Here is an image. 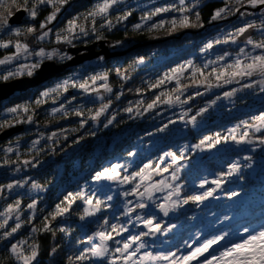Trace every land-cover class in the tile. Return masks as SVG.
<instances>
[{"label": "rangeland", "instance_id": "1", "mask_svg": "<svg viewBox=\"0 0 264 264\" xmlns=\"http://www.w3.org/2000/svg\"><path fill=\"white\" fill-rule=\"evenodd\" d=\"M192 1L193 0H186V5H190ZM102 3L103 0L98 1L95 4V10L97 9V6ZM169 5H175L176 8L182 7L179 0H117V3H115L106 14L96 15L94 17L104 20L101 23L104 26H109L106 18L113 11L128 9L142 10L143 13L142 15H139V20L135 25H141L140 28L150 29L152 28V25L158 24L161 21H171L173 18L178 20L180 18L182 13L172 10L153 15L151 19L147 21L141 19L154 12L155 9L167 7ZM224 15L225 14H222L223 18H232L229 24L220 29H213L216 33L208 35L204 40H201L199 50L197 51L198 57L192 55L181 64L160 71L161 75L159 77L162 79L164 78L165 73H170L171 69L177 68L180 65H185V70L183 72H178L176 74V79H165L164 83H162V85H166L169 90L173 89L174 91H170L169 94L161 98L160 101H157L152 109H148L147 105L138 101L131 104L130 107L132 108V111H127V114L137 123L146 121L157 127L159 126L158 129L164 128L165 125H167V128H164V131L153 133L152 135L154 137L151 141L141 142L140 149L137 152H132L135 153V155L116 162L125 165V168L121 169L122 175H130L132 172H135L136 170L134 171V166L136 162L147 151L149 152L158 146L165 145L170 139H180L187 135L190 130H200L211 122L219 123L227 121L242 114L243 117L241 119L230 122L226 131L224 132L221 130L220 132L221 135H226L228 129L240 125V128L237 129L236 132L238 138L245 130V127L242 124L243 121H248L250 124L259 123L258 121H255V117L262 114H257L256 109L258 108L259 110H262V106H264V91H261V88H264V84L260 83V81L264 80V76L257 73L252 77H236L231 83H224V79L217 80L215 74L208 76V73H210L213 68L219 70L225 68L226 65L233 64L237 58L243 60L244 63H248L250 62L249 59H247L248 56L264 54V49L254 46L257 43L264 41V5L252 7L246 2L243 9L236 15H228L227 17H224ZM31 18L30 14L25 10L22 22ZM219 19L220 18L216 20ZM75 21L77 27L72 33H69L66 30L68 26H66L65 29H56L51 26L46 29L45 32H47L48 35L44 39L38 38V44L42 42H51L53 45L51 48L28 46L27 52L21 51L20 53H17L15 45L11 46V44H9L8 47H0V49L13 48L12 53L0 58V60H5L6 58L11 57L8 62L0 64V82L9 81L14 78L27 77L29 76L27 74L29 70L32 71L33 75L37 68H32L31 66L35 64H39L40 66L44 61L66 62L73 55L68 52V47H77V45H80L78 44L79 42H82L81 45L83 46H88L92 41L99 42L102 39V37L97 35V28L95 26H84L81 21ZM121 21L124 20L121 19ZM247 24L255 25V27L248 28L247 31H245L252 32V34L244 40H240L241 35H237L236 30L245 27ZM112 25L113 24H111V26ZM135 25L133 28H136ZM21 26L22 24L11 26L10 23H8L4 29L1 30L0 34L4 31L15 32V30L18 28L20 29ZM81 26L86 29V35L80 32ZM165 26L170 25L166 24ZM93 27L95 30H93ZM65 37H67V39H64ZM225 39H228L229 42L224 43L223 41ZM232 39L235 40L234 43L232 42ZM249 39L253 41V44L247 43ZM217 40H220L221 43H215ZM69 41L71 42L69 43ZM210 42L213 46L211 48H206V45ZM58 44L66 45L65 50H61V48L57 46ZM105 44L109 52H123L132 45L130 42ZM188 45L189 44L173 48L171 51L156 52L154 56L156 63L154 64L158 65L164 60L180 53L182 50L186 49ZM220 48L226 50L223 55L218 53V49ZM242 48L244 49V53L240 52V49ZM96 49H99V47ZM41 51L45 53L44 56L38 55ZM82 52L88 51L83 50ZM221 56L224 57L223 60L219 59ZM104 61L105 59L102 54L93 59L85 60L77 66L75 65L77 68L72 73L53 82L47 88L42 89L37 94V99L44 101L49 100L50 109L47 114L53 117L64 116L69 111L84 110L87 107V104L100 103L110 97L113 88L109 86L107 79L98 78L94 82L91 79L92 77L105 76L102 70ZM188 61L192 62L191 67L188 66ZM205 64H208L207 68H204ZM142 65L146 66L147 62H143ZM196 68L203 69L204 75L202 76L197 72L196 75L193 76V72ZM232 70L233 69H228L227 71L231 72ZM9 73H13L14 75L9 76L7 80H4L3 77L8 76ZM177 79L179 80V84H177ZM65 80L69 81L68 90L66 92L61 89L57 93L50 94L47 98L42 97L43 92L56 87V85L63 83ZM73 81L77 84L87 81L88 90L85 91L79 87H72L71 83ZM217 84L220 86L217 87ZM247 84H252L253 87H245ZM107 88H110L111 91H107ZM177 88H179L180 91H176ZM234 89L237 90L234 95L231 97H225V92H232ZM197 93L200 94L197 95ZM176 96H179V101L175 100ZM169 98L174 101L172 104L163 102ZM201 99L203 102L199 103ZM8 100L9 98L4 101L7 102ZM180 101H184V103H181ZM213 101H215L214 104L212 103ZM21 105L27 108V104L22 103L20 105L5 106L3 109H0V125L2 121L7 119H16V123H18V121L26 115L27 111H24V108L21 107L17 112L13 113L10 112L9 109ZM104 105L101 108H103ZM204 108H206L207 111L203 112L201 115H197V113ZM53 109H59V111L53 112ZM100 109L98 111H100ZM97 112L91 114V117L86 122L87 124L90 123L93 127L97 128L101 124L110 126L111 123L109 124L108 121H114L113 117L109 115V105L97 119H93ZM185 113H187V115H185ZM107 115H109V117ZM192 116H196V122L194 125L188 122ZM22 125H24L23 129L25 127L28 129L23 133L17 134L4 145H0V176L8 179L7 182L0 185V214H2L0 215V223H3L7 218L6 226L0 228V240L3 238L11 240L18 235L19 229L11 236H5V233L10 232L17 223L22 226L23 219L21 215L23 210H29L33 213L36 205L40 202L43 193L45 192V188L42 186L40 189L32 188L33 183H38L36 180L32 179V176L27 172L33 168L43 166L48 161L56 160L58 158L56 155L49 156L53 151L54 146L60 145L59 142L68 138L73 131L72 128L50 130L48 127H43L40 124L34 123L32 120L31 122L28 120ZM248 131V139L253 141L251 144L247 142L237 144L230 140L227 143L217 145L215 148L209 149L206 146H203V150H200L196 149L194 146L198 144L201 139L197 143L188 142L184 145L186 149L184 153L191 156L188 158V155H186L187 159L180 162L182 168L178 173L179 179L177 181L170 180V174L173 169H169V172L164 173L163 176L156 175L153 172L152 182L168 177L169 179L166 180L165 183L171 182L173 186L179 184L181 186V194L179 197H173V199H180L182 201L187 196L200 194L207 191L209 188H215L216 186L212 184L211 181L219 178L217 174L226 171L231 163L238 161L241 165L238 173L224 178L226 182H224L220 188L216 189L214 197H210L203 203H193L189 201L187 204H181V206L177 207L175 210L170 211L168 216H164L155 205L164 202V198L168 195L169 189L156 192L153 196V201H147V208L137 209L135 213L128 216L124 214L125 205L127 204V201H132L133 204L128 206H134L137 197H125L123 193L129 191L135 183L139 182V178H137L133 184H124L119 183L118 181L97 182L94 179L89 184L87 183L86 186L82 188V191L86 193V196L90 195L91 191H104L107 193L106 196H112V202L119 200L115 209L116 211L121 210L123 212L121 224L125 225L128 229V231L122 232L120 235L115 234L113 244H111L110 241L107 242L108 253L104 257L94 258L97 261L101 260V264H113V261L114 264H124L121 254L115 252V249L117 247H123V242L127 241L130 236L148 231L142 221L136 219L137 215L144 218L154 216L156 218L155 223H159L162 229H167L172 225H175V227H172L170 231H161L154 235L142 237V241L147 247L140 249L135 259L143 256L145 252H151L154 256L160 253L167 254L170 252H175L177 257L187 255L188 252L199 246L204 240L209 239L214 235H219L222 232H227L228 236L224 241L219 245L214 246L213 249L208 253H205V255L200 257L199 260L191 262V264H202L203 260L209 256L218 254L219 251L230 246V244L246 238L247 234L243 233V228L248 227L251 232H255L261 227H264V143H261V139L255 136L263 132L264 127H262L259 132H256L252 128H249ZM9 147H11L13 151L8 152L7 149ZM77 148L78 145L73 147L71 152ZM101 148L96 147L95 153L98 154ZM165 152H170V150L167 149L164 151L160 158L163 157ZM172 152H176L177 155H179L177 151ZM67 153H70V151ZM67 153H64L61 157L65 156ZM223 154H227L229 158L226 160L222 159L223 161L219 160V164L216 168H207L209 164H205V162ZM245 157H251V159L248 160L245 159ZM24 161H29V163L25 164ZM149 162H152L154 167L155 164L160 161H147V163ZM170 163L171 157H165L164 162L160 164V167L163 168ZM195 164L198 165V167L194 168L188 175V170ZM249 164L251 167L247 166ZM174 167L175 166H173V168ZM84 173L85 171H81L79 177ZM246 173L249 175L248 179H251V181H248V179L245 178L244 175ZM184 174L188 175V177L182 182V176ZM204 180H207L208 183L202 188L200 187V184ZM17 181L21 182L23 186L17 185ZM9 184L13 185L11 189L6 187ZM141 191H143V188H141ZM231 192H238L240 194L236 197L229 198L228 194ZM183 193H185V197H182ZM17 201L20 202L18 208H15L10 213L6 212L8 206L16 205ZM25 201L27 203H25ZM33 201H36V205L34 208L30 209L28 205L33 203ZM88 207L90 206L85 204V208ZM98 213L99 212H96L95 215L86 216L82 220V225L85 227V225L91 222ZM226 216L230 217V219L225 220L224 218ZM116 218H118V216L113 215L109 219V222L114 224ZM100 231L106 230L103 228ZM198 233L200 234L199 236H197ZM21 241H26V239H16L13 244L20 243ZM117 241H120V243H117ZM92 242L93 244L100 243V240L94 235ZM188 245H191V247ZM23 247L30 250V248L27 247V243L24 244ZM135 247H137L136 244L133 245V249ZM131 250L132 249H129V251ZM124 255H127V253ZM129 264H131V262H129ZM145 264H168V261L146 260Z\"/></svg>", "mask_w": 264, "mask_h": 264}, {"label": "trees", "instance_id": "2", "mask_svg": "<svg viewBox=\"0 0 264 264\" xmlns=\"http://www.w3.org/2000/svg\"><path fill=\"white\" fill-rule=\"evenodd\" d=\"M98 1L100 0H66L64 4H58L54 7L48 5L40 6L35 18L20 23L22 24L20 29L35 27V32L28 33L22 31L21 35H16L15 32L4 31L0 34V40L4 42L11 41V46H14L19 41L20 43L27 44L29 47L41 46L51 48L53 46L51 42L38 44V37L51 26L56 29H65L69 21L79 20L84 26H95L97 28V35L102 37L100 41L108 42V44L120 42L132 43L128 49L124 50L125 53L114 55L107 59L102 55L105 59L102 69L103 74L107 77L109 86L113 88V92L110 97L100 103H89L84 110H72L64 116L58 117L47 114L50 109L49 100L40 104L36 103L37 100H40L37 99V94L42 89L72 73L77 68V65L63 70V72L37 87L14 94L7 102H0V109H3L5 106L20 105L22 103H26L28 109L26 115L21 120H17L18 123H16V119L2 121L1 125L4 126L0 127V133L9 128L23 127L24 125L22 124L28 121V117H31L34 123L48 127L50 130L59 128L73 129L70 136L64 141H60V145H55L53 151L50 153L49 156L56 155L58 157L56 160L48 161L43 166L33 168L27 172L32 176V179L45 188V192L33 213L29 210H23L21 215L23 224L19 228L18 235L11 240L4 238L0 240V264H21L11 252L12 244L19 238H25L27 247L29 248L32 244L39 246L38 256L33 264H101V260L97 261L91 256V253L87 252L93 246V239L89 240V237H93L103 228L106 231H110V225L112 224L109 222V219L113 215L118 216L114 220V224H121L123 212L121 210L116 211L115 209L119 200L114 202L107 201V204H110L111 207H101L98 215L91 222L87 223L85 227L82 225L83 219H81V216L84 215L85 203L81 199H77L72 203L70 210L63 216H57L55 219H52L51 214L56 211L58 204L62 207L67 206L64 203L65 196L70 192H81L82 188L93 180L95 173L109 167L111 164L128 158L130 152H137L140 149L141 142L152 140L154 137L152 134L157 132L159 126L157 127L146 121L137 123L127 114L126 109L136 101L148 105L157 96L163 98L170 91H174L173 89L169 90L164 84L153 86L160 80V71L181 64L192 55L198 57L197 51L199 50L201 40H204L208 35L216 33L213 29L227 26L232 19L228 17L220 18L216 21L212 20L215 12L221 8H227L229 12L224 17L228 15L234 16L243 9L244 4L247 2V0H243L242 4H238L237 0H193L190 5L195 3L197 6L193 9L192 13L188 14L192 16L194 21V13L198 11L200 13L199 24L202 26L177 27L176 31H170V26H165L162 29L153 28L150 31L149 28H133L139 20V15L143 13L142 10L135 9L113 11L106 18L113 25L104 26L101 23L104 20L89 15V13L95 10V4ZM23 3L24 0H17V4H13L12 0H0V21L6 19V23H0V32L9 23V19L13 14L19 10H24L23 7H17V5H23ZM32 4L33 0H28V7H32ZM55 7L60 8V11L56 13V19L52 22H47V17L52 14ZM236 8H239V11H235ZM127 13H131V15H128L127 19H123L124 21H121V17ZM45 23L46 27L41 28V24ZM10 25L16 26L19 24ZM94 42L92 41L90 44ZM81 43L79 42L78 44L80 45L77 46H83ZM186 44L189 45L180 53L164 60L158 65L154 64L156 63L154 60L156 52L171 51L173 48ZM57 46L61 50H65L66 47V45L62 44H58ZM225 51L223 48L218 49V53L221 55ZM12 52L13 48L0 49V58ZM140 57H143L144 62H147L146 66L139 62ZM162 93L164 95H161ZM202 102L201 99L199 103ZM104 104L109 105V115L115 117L110 126L101 124L96 128L90 123L87 124L86 122L91 117V114L97 112ZM262 107V110L256 109L257 114L264 113V106ZM77 112L81 113V115H77ZM109 115L107 116L109 117ZM242 117L241 114L227 121L219 123L211 122L200 130H190L187 135L180 139L168 140L165 145L158 146L149 152L147 151L141 156L134 166V171L143 167L147 161L159 162L161 154L167 149L170 152L177 151L180 154V150L185 149L184 145L188 142L197 143L205 136L214 135L217 132H221V130L225 132L230 122ZM27 129L25 127L6 139H0V145H4L11 138L25 132ZM255 136L264 139V131ZM76 145H78V148L71 152V149ZM96 147H102L98 154L95 153ZM69 151L70 153H67ZM64 153L67 154L61 157ZM184 155L188 154L184 153ZM190 156L188 155L187 157L189 158ZM228 158L227 154H223L208 160L205 164H209L207 166L208 169L216 168L219 160L223 161L222 159L226 160ZM196 167H198L196 164L190 167L188 175ZM81 171H85V173L79 177ZM188 175L184 174L182 176V182ZM244 176L247 179L249 178L247 173ZM7 181V178L0 176V185ZM248 181H251V179H248ZM93 193L99 199H106L107 197V193L104 191H91L90 195ZM182 197H185V193L182 194ZM25 203L27 202L25 201ZM105 220L109 222L108 226L104 224ZM45 223L50 226V230H44ZM61 228L65 229V231H61ZM33 229H36V231H33ZM114 235L115 233H113V239H115ZM110 242L113 244V240ZM81 253H86L89 258L83 261L77 260L76 257Z\"/></svg>", "mask_w": 264, "mask_h": 264}, {"label": "snow or ice", "instance_id": "3", "mask_svg": "<svg viewBox=\"0 0 264 264\" xmlns=\"http://www.w3.org/2000/svg\"><path fill=\"white\" fill-rule=\"evenodd\" d=\"M66 0H33L32 7H28V0H24L23 5H17V7H23L24 10H26L32 18H35L38 14V8L40 5L48 4V5H58V4H64ZM13 4H17V0H12ZM117 3V0H103V3L97 6V9L89 13L91 16L96 15H103L108 12V10ZM180 5L182 7L176 8L175 5H169L167 7L157 8L154 12L142 17V20H149L153 15H157L162 12H168V11H178L182 13L180 18L177 20L173 18L171 21H161L158 24L152 25V28H162L166 24L170 25V31H176L177 27L181 28H189V27H198L202 26L199 24L200 21V13L196 11L194 13V21L192 16H190L188 13H192L193 9L196 8V4L193 3L191 5H186V0H179ZM238 4H242L243 0H237ZM247 3L251 5L252 7H256L259 5H264V0H247ZM59 11L58 7H55V10L52 12L51 15L47 17V22H51L56 18V13ZM235 11H239V8H236ZM228 12L227 8H221L215 12V14L212 16V20H216L218 18H223L222 14H226ZM131 15V13L125 14L121 19H127V16ZM0 23H6V19L4 21H0ZM94 24V21H93ZM108 25L111 26V21H108ZM41 28L46 27L45 24H41ZM77 27L76 21L72 20L69 21L68 28L66 29L69 33L74 32L75 28ZM136 28H140L141 25H135ZM255 27L254 24H247L245 27H241L236 30L237 35H242L245 31H247L248 28ZM152 28L149 30L151 31ZM93 30L95 28L93 27ZM22 31H26L28 33H33L36 31L35 27H28L27 29H16L15 34L21 35ZM80 32L87 34L86 29L84 27H80ZM48 35L47 32H44L43 35L38 37L39 39H44ZM231 38V37H230ZM59 39V37H58ZM64 39H67L65 37ZM71 41H69L70 43ZM224 43H228V39H225L223 41ZM232 42L234 43L235 40L232 39ZM11 43V41H0V47H8V45ZM215 43H221L220 40L215 41ZM248 44H253V41L249 39L247 41ZM213 44L210 42L206 45V48H211ZM257 48L264 49V41H261L260 43H257L254 45ZM17 53H20L21 51L27 52L28 46L27 44H22L19 41L15 44ZM241 53H244V49H240ZM38 55L44 56L45 53L43 51L39 52ZM11 57L6 58L5 60H0V64H4L10 60ZM220 60H223L224 57H219ZM247 59H249L250 62L244 63L243 60L237 58L233 64L226 65L225 68L221 69H215L213 68L210 73H208V76H211L215 74L216 79H224V83H231L233 79L236 77L244 78V77H252L253 75L259 73L261 76H264V54L261 55H255V56H248ZM139 62L143 63L144 58L140 57ZM188 66H192V62H187ZM32 68H38L39 64H35L31 66ZM208 64L204 65V68H207ZM228 69H233L231 72H228ZM185 70V65H180L177 68H173L170 70V73H165L164 78L158 80L156 82V85L164 83L165 79H176V74L178 72H183ZM199 72L200 75H204L203 69L196 68L193 72V76L196 75V73ZM29 76L32 75V71L29 70L27 73ZM14 75L13 73H9L8 76L3 77L4 80H7L9 76ZM107 79L106 76L104 77H92L91 79L93 82L98 79ZM261 84H264V80L260 81ZM177 84H179V80L177 79ZM69 86V81L65 80L63 83L56 85L54 88H50L42 93V97L47 98L52 93H57L61 89L63 91H67ZM72 87H79L85 91L88 90V82L84 81L82 83L77 84L76 82L71 83ZM217 87L220 85L217 84ZM245 87L251 88L253 87L252 84H247ZM107 91H111L110 88L106 89ZM176 91H180L179 88L176 89ZM235 91L232 92H225V97H231L235 94ZM261 91H264V88H261ZM200 93H197L199 95ZM161 95H164L163 93ZM161 100V96H157L152 103H149L147 105L148 109H152L157 101ZM176 101H179V96L175 97ZM42 102H45L44 100H37L36 103L40 104ZM164 103L172 104L174 101L169 98ZM181 103H184V101H180ZM213 104L215 101L212 102ZM24 108V111H27L28 109L24 107L23 105L18 106L16 108L9 109L10 112H17L19 108ZM108 105H104L103 108L100 109L96 113V115L93 117V119H97L101 113L104 111L105 108H107ZM59 111V109H53V112ZM126 111L131 112L132 108L129 107L126 109ZM207 111L206 108L201 109L197 115H201L203 112ZM77 115H81V113L77 112ZM187 115V113H185ZM31 117H28L29 122H31ZM115 119V117H113ZM255 121H258L259 123H249L248 121H243L242 124L245 127V130L240 134L239 138L236 135L237 129L240 128V125H236L233 128H230L227 130L226 135H221L220 132H217L214 134V136H205L203 139L200 140L198 144H196L194 147L196 149L203 150V146H206L209 149L215 148L217 145L221 143H227L228 141H233L237 144L240 143H249L251 144L253 141L248 139L249 137V128L254 129L256 132L261 131V128L264 127V113H262L260 116L255 117ZM193 125L196 122V116H192L190 121ZM7 123V122H5ZM108 123H112V120H109ZM174 123V121H173ZM4 125H0V127H3ZM107 126V125H105ZM164 128H167V125L164 126ZM164 128L157 129V131H164ZM261 143H264V139H261ZM186 149H181L180 154L177 155L176 152H165L163 157H161L160 162L156 163L153 167L152 162H149L145 164L143 167H141L138 171L132 172L130 175H122L121 169L125 168V165L120 163H114L111 164L109 167L103 168L101 171H98L95 173L94 180L99 181H118L119 183L124 184H133L134 181L139 178V182L135 183L134 186L129 190L123 193L125 197L128 196H136L137 200L134 204V206L129 207L128 205H132V201H127V204L125 205V215L130 216L131 214L135 213L137 209H145L148 207L147 201H153V196L156 192L163 191L165 189H169L168 195L164 198V202L157 203L155 206L158 208L164 216H168L169 212L172 210H175L177 207L181 206V204H187L189 201L193 203H203L205 200L209 199L210 197H214L216 189L220 188L221 185L226 182L224 178L230 177L240 171L241 165L240 163L234 162L231 163L226 171L218 173L217 179H214L211 181L212 184H214L215 188H209L207 191H204L200 194L190 195L184 198L182 201L180 199H173V197H179L181 194V186L179 184H176L173 186L171 182L165 183L166 180H168V177H165L164 179L152 182V174L153 172L156 175L163 176L164 173L169 172V169H173L170 174V180L171 181H177L179 179L178 173L181 171L182 165L181 161L187 159V157L184 155ZM8 152L13 151L11 147L7 149ZM129 156L135 155V153H129ZM165 157H171V163L167 166L161 168L160 164L164 162ZM245 159L250 160L251 157H245ZM25 164H28L29 161H24ZM173 166H175L173 168ZM248 167H251V165H247ZM151 170V171H149ZM147 182V183H146ZM208 181L204 180L201 182L200 187H204L205 184H207ZM17 185L23 186L21 182L17 181ZM8 189H11L13 187L12 184H9L6 186ZM33 189H40L41 185L33 183L32 184ZM141 188H143V191H141ZM240 193L238 192H231L228 194L229 198L236 197ZM77 199H81L84 201L86 205H89L90 207L84 209V215L81 216V219H84L86 216H92L95 215L96 212H99L101 210V207H111L110 204H107V201L112 200V196L109 195L106 197V199H99L96 197L95 193L91 195H87L86 193L81 191L77 193H68L67 196L64 198V203H66L67 206L62 207L60 204L56 206V211L52 213V219H55L57 216H63L65 213H67L70 210V207L72 203H74ZM19 201L16 202V205H9L6 209V212H12L15 208H18ZM36 205V201H33V203L29 204L28 207L34 208ZM2 215V214H0ZM18 219V217H17ZM47 220V218H45ZM136 219L141 220L144 226L148 229V231L140 233L138 235L130 236L127 241L123 242V247H117L115 249V252L120 253L124 264H145L146 260L154 261V260H164L168 261V264H191L194 260H199L200 257L204 256L205 253H208L211 249H213L214 246L219 245L222 241L225 240V238L228 236L227 232H222L219 235H214L209 239H206L201 243L199 246L192 249V251L188 252L187 255H183L180 257L176 256L175 252H170L167 254L160 253L158 255H153L151 252H145L143 256L139 257L138 259H135L137 256V253L140 251V249L146 248L147 245L142 241V237L154 235L155 233H159L161 231H170L172 227H175V225L170 226L167 229H162L161 225L159 223H155L156 218L154 216L144 218L142 216L137 215ZM225 220L230 219V217H225ZM7 224V218L4 220L3 223H0V228H4ZM104 224H108V221L105 220ZM20 224L17 223L15 227L11 229L10 232H6L5 236H11L13 233H15L19 228ZM110 231H100L95 234L96 237L99 238L100 243H95L91 248L87 250V252L91 253V256L93 257H104L108 253V241L113 240V233L116 235H120L122 232L128 231L127 227L123 224H112L110 225ZM44 230H50V226L45 223ZM33 231H36V229H33ZM61 231H65V229L61 228ZM243 233L247 234L246 238L240 240L239 242H235L230 244V246L225 247L223 250L219 251L218 254L211 255L208 258L204 259L202 264H264V227H261L258 231L251 232L248 227L243 228ZM200 234L198 233L197 236ZM93 237H89V240H92ZM27 241H21L20 243L13 244L11 246V252L14 254L15 258L21 262V264H33V262L36 260L38 256V245L32 244L29 249H25L23 247L24 244H26ZM117 243H120V241H117ZM136 244L137 247L133 249V245ZM191 247V245H188ZM129 249H132L129 251ZM127 253V255H124ZM89 257L86 255V253H81L78 257H76L77 260L83 261L85 259H88ZM114 264V261H113Z\"/></svg>", "mask_w": 264, "mask_h": 264}, {"label": "water", "instance_id": "4", "mask_svg": "<svg viewBox=\"0 0 264 264\" xmlns=\"http://www.w3.org/2000/svg\"><path fill=\"white\" fill-rule=\"evenodd\" d=\"M25 14V10H19L11 16L9 19L10 24H20ZM252 32H245L240 36V40H244L250 36ZM105 41L94 42L88 46L68 47V52L73 54L72 57L63 63H56L55 61H44L34 72L32 76L14 78L9 81L0 82V102L6 100L16 92H24L34 87H37L41 83L53 78L57 74L63 72V70L78 65L79 63L93 59L99 55H104L105 58H109L114 55H120L123 52H109ZM99 47V50L96 48ZM87 50L88 52H82ZM82 52V53H81ZM22 126L9 128L0 133V139H6L10 135L22 130Z\"/></svg>", "mask_w": 264, "mask_h": 264}]
</instances>
